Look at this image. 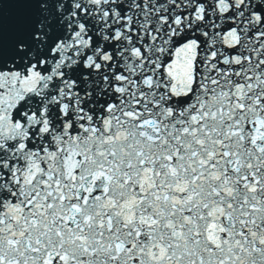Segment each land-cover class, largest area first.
<instances>
[{"label":"snow or ice","instance_id":"obj_1","mask_svg":"<svg viewBox=\"0 0 264 264\" xmlns=\"http://www.w3.org/2000/svg\"><path fill=\"white\" fill-rule=\"evenodd\" d=\"M0 264H264V0H0Z\"/></svg>","mask_w":264,"mask_h":264}]
</instances>
